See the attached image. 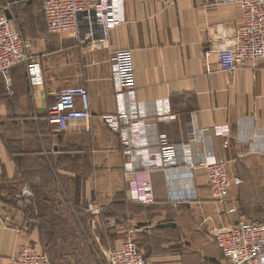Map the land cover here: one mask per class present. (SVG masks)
Here are the masks:
<instances>
[{"label":"crops","instance_id":"0c3cea01","mask_svg":"<svg viewBox=\"0 0 264 264\" xmlns=\"http://www.w3.org/2000/svg\"><path fill=\"white\" fill-rule=\"evenodd\" d=\"M125 3L126 23L110 33L109 46L89 50L67 35L49 33L40 1L50 35L36 39L44 48L38 55L43 83L31 84L26 65L14 68L9 79L0 76V264H9L21 246L43 247L59 222L74 251L87 245L104 256L134 229L148 264H223L213 243L216 230L253 218L246 214L264 217V62L231 76L218 70L215 57L213 72H207L203 58L233 37L241 7L213 0ZM1 13L16 22L9 8ZM119 50L133 54L143 104L137 112L156 123L152 142L163 136L187 142L193 121L204 139L193 144L195 159L212 154L226 160L231 175L245 181L229 194L236 212L213 200L204 170L185 167L150 173L152 205L129 201L121 141L103 121L118 110L111 58ZM67 87L88 90L91 118L60 131L47 113ZM216 126H228L230 136H215ZM24 186L34 193L31 202L19 195ZM91 205L97 213L89 211ZM248 206L258 210L247 212ZM85 225L89 241L80 239Z\"/></svg>","mask_w":264,"mask_h":264},{"label":"built area","instance_id":"2783aa9c","mask_svg":"<svg viewBox=\"0 0 264 264\" xmlns=\"http://www.w3.org/2000/svg\"><path fill=\"white\" fill-rule=\"evenodd\" d=\"M47 28L52 35H67L89 50L108 47L112 31L126 23L125 0H40ZM216 4H236L242 9V23L233 37L221 48H209L204 52L207 72H213L210 59L215 57L218 70L231 76L246 66L264 62V0H213ZM113 82L118 110L103 117L105 125L120 138L127 195L131 203L152 205L155 202L150 173L185 167L190 172L204 170L208 178V190L216 202L225 206L229 213L238 210L230 199L233 188L245 181L229 172V162L207 154L195 159L193 144L203 142L193 121L188 124V141L175 144L165 136L160 142H152L150 132L156 123L140 115L137 108L143 106L137 98V77L133 54L119 50L112 54ZM26 65L33 86L43 83L41 62L30 51V44L17 24L0 13V76L10 78L11 71ZM11 93H13L11 91ZM160 105V103H158ZM91 118V100L85 87L62 89L49 107L47 120L65 131L70 123L87 122ZM171 119V118H170ZM213 134L229 137L228 126H216ZM19 195L31 202L34 193L24 186ZM188 199H192V196ZM172 200H176L172 197ZM90 212H98L95 205ZM99 215V214H94ZM128 238L120 248L108 250L104 256L107 264H148L147 259L133 238ZM214 243L221 250L223 264H264V222L241 221L219 228L214 233ZM9 264H53L49 256L33 245H24L12 257Z\"/></svg>","mask_w":264,"mask_h":264},{"label":"rangeland","instance_id":"374dc122","mask_svg":"<svg viewBox=\"0 0 264 264\" xmlns=\"http://www.w3.org/2000/svg\"><path fill=\"white\" fill-rule=\"evenodd\" d=\"M17 2V3H16ZM9 8L12 15L15 18V23L19 26L23 32L25 39L29 40L30 51L32 54L38 57L39 53L44 49L43 45L38 39L42 36L50 37L46 32L45 23L43 20L41 5L39 0H34L32 5H26L22 0L20 2L16 0H0V13ZM27 10V11H26ZM29 12V13H28ZM246 208L249 212L258 208ZM253 216L249 221H255L258 219H264L261 217L263 214H246ZM89 218L84 219V223L88 222ZM248 221V220H247ZM264 222V220H262ZM56 235L50 238L47 244L43 247H39L38 250L46 253L53 264H107L106 258L101 255V252H95L89 250L87 245L85 248H81L78 251H74L73 247H69L65 243V234L63 224L59 222V226L55 229ZM63 231V234L61 233ZM90 230L88 226H84L81 231L80 239L83 241H89ZM214 243V239H213ZM215 244V243H214ZM97 253V254H96Z\"/></svg>","mask_w":264,"mask_h":264}]
</instances>
